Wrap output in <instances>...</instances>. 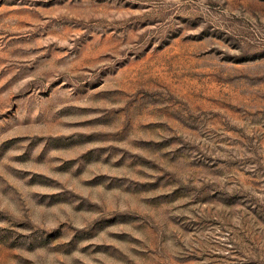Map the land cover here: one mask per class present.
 <instances>
[{
  "label": "rangeland",
  "instance_id": "obj_1",
  "mask_svg": "<svg viewBox=\"0 0 264 264\" xmlns=\"http://www.w3.org/2000/svg\"><path fill=\"white\" fill-rule=\"evenodd\" d=\"M0 264H264V0H0Z\"/></svg>",
  "mask_w": 264,
  "mask_h": 264
}]
</instances>
